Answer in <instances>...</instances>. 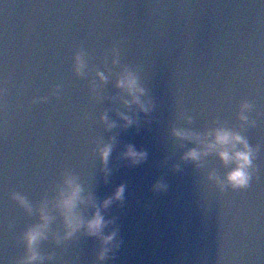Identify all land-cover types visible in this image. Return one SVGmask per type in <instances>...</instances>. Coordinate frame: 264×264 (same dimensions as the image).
Wrapping results in <instances>:
<instances>
[{
    "label": "water",
    "instance_id": "water-1",
    "mask_svg": "<svg viewBox=\"0 0 264 264\" xmlns=\"http://www.w3.org/2000/svg\"><path fill=\"white\" fill-rule=\"evenodd\" d=\"M124 69L147 111L125 103ZM216 127L253 149L244 188L219 183L233 164L215 151L182 158ZM128 144L145 158H124ZM65 173L82 188L76 213L92 215L91 195L103 234L116 233L104 260L100 237L65 238L55 206ZM118 185L122 199L101 207ZM42 206L52 219L37 264H264V0H0V264H22Z\"/></svg>",
    "mask_w": 264,
    "mask_h": 264
},
{
    "label": "clouds",
    "instance_id": "clouds-1",
    "mask_svg": "<svg viewBox=\"0 0 264 264\" xmlns=\"http://www.w3.org/2000/svg\"><path fill=\"white\" fill-rule=\"evenodd\" d=\"M73 60L74 69L79 73L84 67L83 53L76 52ZM97 75L100 76L101 79H104L102 73H97ZM116 85L117 87L124 89L131 97V100L125 101V103H135L141 111L148 110L140 99V97L144 94V89L139 85L137 77L132 70L124 69L120 77L117 79ZM248 108L249 105L247 102H243L241 104V120L247 119L243 113ZM121 118L126 124L132 123L126 115H122ZM102 119L107 120V117H102ZM107 126L110 128L114 125L111 121H108ZM172 135L181 139H198L199 137L198 133H193L190 130L183 128H173ZM208 135L211 136V139L206 141L202 148H191L183 154L182 158L186 160L199 161L203 154H206L209 151H215L221 162L225 164H233V167L225 174L224 180L219 181V183L221 185L227 183L233 188L246 187L250 179L248 169L252 164L253 158V149L248 144L246 138L238 132L231 131L224 127L213 128ZM237 145H239V147H237ZM111 150L112 144L110 142H106L98 148L99 157L103 164L107 163ZM122 155L131 163L135 164L143 160L146 153L142 150H137L134 145L128 144L125 146V150ZM212 178L215 179L214 176ZM153 187L157 190H163L166 185L161 182H157L153 185ZM123 191V185H118L112 195L106 197L101 202V207L107 208L113 200L122 199ZM81 192L82 188L77 182L76 177L71 173H65L62 180V186L58 190L55 201V206L60 211L65 225V238L72 236L73 233L80 228H83L88 235L100 237L102 247L97 254V258L99 260H104L107 255L108 248L103 245H107L113 241L116 233L115 231H112L107 234H103L102 230L108 221L104 219L99 208L96 207L95 201L92 199L91 195H89L88 200L94 209L92 215L87 219H82L76 213L75 210L78 203H81L84 200L81 196ZM13 199H15L27 211H31V205L24 196L19 193H13ZM39 212L40 222L28 227L23 233L26 255L23 258L22 264H37V262L43 259L38 251V244L41 240L46 239V231L52 217L48 214V211L44 206L40 208Z\"/></svg>",
    "mask_w": 264,
    "mask_h": 264
}]
</instances>
